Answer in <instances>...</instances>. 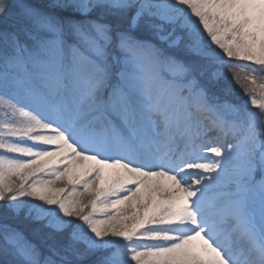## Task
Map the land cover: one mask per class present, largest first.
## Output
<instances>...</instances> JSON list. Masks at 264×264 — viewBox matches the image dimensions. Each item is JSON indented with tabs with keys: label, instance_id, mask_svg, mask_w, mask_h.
<instances>
[{
	"label": "snow or ice",
	"instance_id": "obj_1",
	"mask_svg": "<svg viewBox=\"0 0 264 264\" xmlns=\"http://www.w3.org/2000/svg\"><path fill=\"white\" fill-rule=\"evenodd\" d=\"M257 74L264 0H0V264H264Z\"/></svg>",
	"mask_w": 264,
	"mask_h": 264
},
{
	"label": "rangeland",
	"instance_id": "obj_2",
	"mask_svg": "<svg viewBox=\"0 0 264 264\" xmlns=\"http://www.w3.org/2000/svg\"><path fill=\"white\" fill-rule=\"evenodd\" d=\"M238 73H239V75H241L240 76L241 78L245 77L244 74H241L240 72H238ZM229 79H231V77H229ZM257 82L259 83V82H262V81H257ZM233 88L236 89V87H233ZM7 111H9V110L3 104H0V120H3L5 118V114H6ZM57 185L58 186H64L61 182H57ZM68 188H69V191L64 193L65 196H70L71 195V186H68ZM81 199H83V198H81Z\"/></svg>",
	"mask_w": 264,
	"mask_h": 264
}]
</instances>
